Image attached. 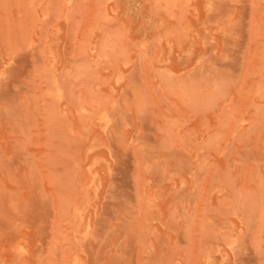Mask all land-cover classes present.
Wrapping results in <instances>:
<instances>
[{"label":"rangeland","instance_id":"1","mask_svg":"<svg viewBox=\"0 0 264 264\" xmlns=\"http://www.w3.org/2000/svg\"><path fill=\"white\" fill-rule=\"evenodd\" d=\"M0 264H264V0H0Z\"/></svg>","mask_w":264,"mask_h":264}]
</instances>
